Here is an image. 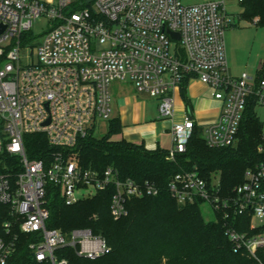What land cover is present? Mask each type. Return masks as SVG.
Segmentation results:
<instances>
[{
    "label": "built area",
    "instance_id": "2783aa9c",
    "mask_svg": "<svg viewBox=\"0 0 264 264\" xmlns=\"http://www.w3.org/2000/svg\"><path fill=\"white\" fill-rule=\"evenodd\" d=\"M229 1L185 5L181 0H0V162L4 157L17 160L13 165L4 161L8 172L0 173V205L7 206L8 216L5 235L17 226L22 233L41 236L30 244L39 262L70 264L57 254L64 247L96 259L112 250L102 236L90 229L65 233L47 227L49 184L60 187L67 205L113 186L110 212L115 220L128 215L132 199L159 193L149 181L121 179L115 167H85L76 150L98 123L111 119L115 81L131 80L140 92L157 99L163 118L173 117L171 93L187 77L199 79L221 102L211 123L201 125L187 115L173 124L168 160L186 151L198 126L211 148L237 144L248 99L255 95L264 106V77L248 72L235 76L229 67ZM233 1L243 6L246 0ZM75 3L88 5L68 11ZM42 15L51 20V28L31 47L28 34ZM29 134L47 137L54 149L48 161L29 157ZM257 150L264 154V120ZM169 191L181 205L209 204L215 217L249 216V231L230 226L227 235L236 252L264 264V162L248 169L244 182L229 193H224L219 176L209 181L198 171L173 176ZM5 235L0 233V264H8L16 249L14 237Z\"/></svg>",
    "mask_w": 264,
    "mask_h": 264
},
{
    "label": "trees",
    "instance_id": "16d2710c",
    "mask_svg": "<svg viewBox=\"0 0 264 264\" xmlns=\"http://www.w3.org/2000/svg\"><path fill=\"white\" fill-rule=\"evenodd\" d=\"M88 3L73 4L68 11L78 10ZM242 16L256 20L264 26V0H246ZM29 35V34H28ZM264 77V62L257 78ZM187 77L181 84L182 95L190 106L187 95ZM258 100L252 95L247 102L235 146L211 148L203 136V128L196 127L186 151L175 160H168V150H149L144 145L125 139L112 140L121 132V122L111 118L107 132L96 137L94 129L79 140L76 150L85 167L104 171L112 166L118 169L120 178L134 179L138 183L149 181L159 193L128 202L127 216L115 220L110 207L114 194L113 186L98 191L94 196L67 205L61 189L54 184L48 186V228H57L65 233L74 229H90L102 236L111 246L110 253L96 259L79 256L75 248L64 247L57 254L70 264H255L243 251L236 252L227 235L232 226L240 232L250 230L251 218L247 215H231L225 218L218 213L207 220L200 202L181 205L169 191L173 176L182 172L198 171L202 177L212 180L219 176L224 193L231 192L244 182L245 172L264 162V154L258 152L261 141L262 120L257 113ZM30 158L48 161L54 150L44 134L26 136ZM17 160L4 157L0 162V173L8 172L4 167ZM17 168V167H16ZM7 206L0 205V233L5 235L3 224L8 219L4 213ZM6 238L16 240V249L8 264H51L36 260L30 244L40 241L37 234L22 233L14 227Z\"/></svg>",
    "mask_w": 264,
    "mask_h": 264
},
{
    "label": "crops",
    "instance_id": "0c3cea01",
    "mask_svg": "<svg viewBox=\"0 0 264 264\" xmlns=\"http://www.w3.org/2000/svg\"><path fill=\"white\" fill-rule=\"evenodd\" d=\"M186 90L190 106L179 87L171 93L174 100L173 117L163 118L158 110L157 99L144 92L125 93V90L120 88L116 100L113 101L112 97L111 117L121 122L122 129L118 137L144 145L149 150H168L173 144L171 128L175 122L182 121L187 115L199 124L203 122L201 125L215 121L221 109V102L213 96L212 90L197 78L189 80Z\"/></svg>",
    "mask_w": 264,
    "mask_h": 264
},
{
    "label": "rangeland",
    "instance_id": "374dc122",
    "mask_svg": "<svg viewBox=\"0 0 264 264\" xmlns=\"http://www.w3.org/2000/svg\"><path fill=\"white\" fill-rule=\"evenodd\" d=\"M185 5H194L207 0H181ZM229 11L232 14V23L225 32V44L228 57V64L235 76L242 72H248L250 75H257L259 65L264 62V26L257 24L256 20L246 19L242 16L244 8L236 1H229ZM51 20L42 15L35 22L29 37L32 41L31 47L38 45L43 39L45 33L51 28ZM172 51L176 47V42L172 43ZM31 51H26L29 54ZM125 90V93H142L131 80L115 81L111 85L113 101L119 89ZM257 113L260 119L264 120V106L257 105ZM203 122H201L202 124ZM108 128L107 122L98 123L94 130L96 137H102ZM112 140H121L118 134L113 135ZM94 196V195H93ZM202 212L207 220L215 218L211 206L207 203L202 205Z\"/></svg>",
    "mask_w": 264,
    "mask_h": 264
},
{
    "label": "water",
    "instance_id": "95a60500",
    "mask_svg": "<svg viewBox=\"0 0 264 264\" xmlns=\"http://www.w3.org/2000/svg\"><path fill=\"white\" fill-rule=\"evenodd\" d=\"M175 36H178V37H179V35H178V34H176Z\"/></svg>",
    "mask_w": 264,
    "mask_h": 264
}]
</instances>
